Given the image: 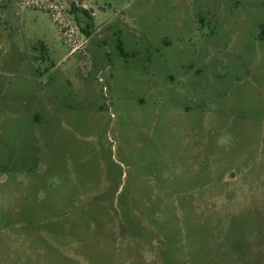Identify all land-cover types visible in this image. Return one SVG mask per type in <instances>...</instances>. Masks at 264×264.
<instances>
[{
    "label": "rangeland",
    "instance_id": "1",
    "mask_svg": "<svg viewBox=\"0 0 264 264\" xmlns=\"http://www.w3.org/2000/svg\"><path fill=\"white\" fill-rule=\"evenodd\" d=\"M261 27L264 0H0V264H264Z\"/></svg>",
    "mask_w": 264,
    "mask_h": 264
},
{
    "label": "trees",
    "instance_id": "2",
    "mask_svg": "<svg viewBox=\"0 0 264 264\" xmlns=\"http://www.w3.org/2000/svg\"><path fill=\"white\" fill-rule=\"evenodd\" d=\"M86 15H87V13L86 12H84ZM87 17H89V16H87ZM260 33L262 34V35H264V27H261V31H260ZM118 49H119V52H120V54H123V51H122V48H121V44L119 43L118 44Z\"/></svg>",
    "mask_w": 264,
    "mask_h": 264
}]
</instances>
